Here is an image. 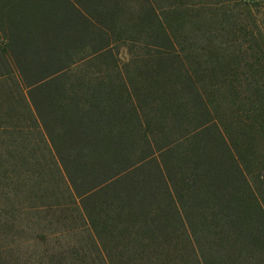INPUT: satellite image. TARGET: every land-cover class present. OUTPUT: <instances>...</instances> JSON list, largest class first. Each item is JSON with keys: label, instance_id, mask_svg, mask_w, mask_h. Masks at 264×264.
<instances>
[{"label": "trees", "instance_id": "obj_1", "mask_svg": "<svg viewBox=\"0 0 264 264\" xmlns=\"http://www.w3.org/2000/svg\"><path fill=\"white\" fill-rule=\"evenodd\" d=\"M224 3L0 0V264H264V0Z\"/></svg>", "mask_w": 264, "mask_h": 264}, {"label": "rangeland", "instance_id": "obj_2", "mask_svg": "<svg viewBox=\"0 0 264 264\" xmlns=\"http://www.w3.org/2000/svg\"><path fill=\"white\" fill-rule=\"evenodd\" d=\"M206 3H209L211 0H205ZM214 2L217 0H213ZM221 1L220 6L225 5V1H231L235 4H232L236 8V3L246 1V0H218ZM257 1V0H256ZM244 21H247L249 24H254V19L247 16ZM2 229L6 230L1 226ZM13 233V232H12ZM20 236V235H15ZM34 234L27 233L21 235L20 238H7L1 234V264H48L47 260L40 261L39 255L46 249L39 246L37 241L32 240ZM39 253V254H38ZM44 254L40 255L43 256Z\"/></svg>", "mask_w": 264, "mask_h": 264}, {"label": "crops", "instance_id": "obj_3", "mask_svg": "<svg viewBox=\"0 0 264 264\" xmlns=\"http://www.w3.org/2000/svg\"><path fill=\"white\" fill-rule=\"evenodd\" d=\"M3 1V0H2Z\"/></svg>", "mask_w": 264, "mask_h": 264}]
</instances>
